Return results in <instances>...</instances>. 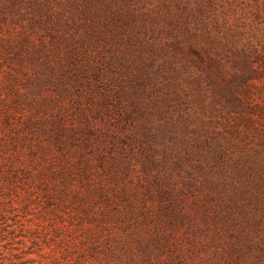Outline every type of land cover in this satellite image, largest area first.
<instances>
[{"label":"rangeland","instance_id":"374dc122","mask_svg":"<svg viewBox=\"0 0 264 264\" xmlns=\"http://www.w3.org/2000/svg\"><path fill=\"white\" fill-rule=\"evenodd\" d=\"M254 219L264 0H0V264H264Z\"/></svg>","mask_w":264,"mask_h":264},{"label":"trees","instance_id":"16d2710c","mask_svg":"<svg viewBox=\"0 0 264 264\" xmlns=\"http://www.w3.org/2000/svg\"><path fill=\"white\" fill-rule=\"evenodd\" d=\"M180 4H181V6H182V10H183V12H184V13H187V14H188V17L191 18V19H190L191 24H192L193 26H195L196 28H198L197 25L193 23V17H194L195 15H193V12L189 9L187 3H185L184 1H181ZM206 10H207V9H206V7H205L204 4H198L197 8L195 9V12L198 13L197 18H201V16H204ZM192 16H193V17H192ZM244 169H245V168L238 169L237 176H236V178H237L236 181H239V180H240L239 178H240V176L242 175V172L244 171ZM240 197L242 198L241 200H243V201L246 203V201H247V197H245L244 195H242V196H240ZM254 222H255V223H254L255 226H256V227L258 226V228H257V233L255 234V233L252 232V234H253V238H254V239L251 238V241L248 240V244H247V247H246V248H248V247H249V248H252L251 244H253L254 241H256V244L259 245V242H258L257 240H259V241L262 243L263 247H264V236H263L264 229H262V227H261V226H262V225H261L262 221H261L260 219H259L258 221H256V219H254ZM246 243H247V242H246ZM260 250H262V247H260Z\"/></svg>","mask_w":264,"mask_h":264}]
</instances>
